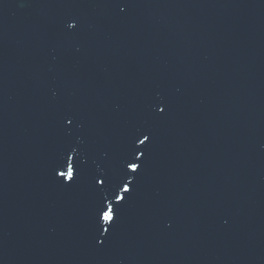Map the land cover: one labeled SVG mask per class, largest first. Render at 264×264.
Masks as SVG:
<instances>
[{"label": "water", "instance_id": "95a60500", "mask_svg": "<svg viewBox=\"0 0 264 264\" xmlns=\"http://www.w3.org/2000/svg\"><path fill=\"white\" fill-rule=\"evenodd\" d=\"M121 7L0 0V264H264V0Z\"/></svg>", "mask_w": 264, "mask_h": 264}, {"label": "snow or ice", "instance_id": "6c2138e0", "mask_svg": "<svg viewBox=\"0 0 264 264\" xmlns=\"http://www.w3.org/2000/svg\"><path fill=\"white\" fill-rule=\"evenodd\" d=\"M124 3V0H114V4L116 7L120 8L121 11L124 10L121 5ZM70 27H74V25H70ZM161 112L164 111L163 108L160 109ZM67 123L69 125L73 124V118L72 117H65ZM139 142V144H145L146 141H149V136L146 134H143V139H140L139 136L136 137L135 140L132 141V147L129 153V159L125 161V169L130 170L133 173H138L139 169L141 167V164L138 162L140 161V157L143 156L145 153L144 151H138L135 147V144ZM66 155V158L64 160V165L67 166V172L60 171L57 174L64 177L66 176L67 179L69 180H74L78 175L81 170V163L79 159L75 161V163H70L69 162V157ZM84 163H87L85 161ZM90 179L92 181L93 187L99 186L97 190H101L105 187H107L111 181L112 177L109 175L107 171L101 173L99 171H94L91 173ZM119 188V193H129L131 191L130 187L128 184H122V185H117ZM115 200L117 202H120L124 200V196L122 194L115 193ZM95 215H96V224H97V229L98 231H103V232H108L109 229L106 227H103V224H112L115 219V213L114 210L111 206V204L105 205L104 201L101 200L98 204V206L95 209ZM101 221H103V224H101ZM101 244H103V240L99 241Z\"/></svg>", "mask_w": 264, "mask_h": 264}]
</instances>
